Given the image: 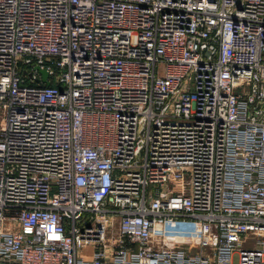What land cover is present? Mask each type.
I'll return each mask as SVG.
<instances>
[{
    "label": "built area",
    "instance_id": "built-area-1",
    "mask_svg": "<svg viewBox=\"0 0 264 264\" xmlns=\"http://www.w3.org/2000/svg\"><path fill=\"white\" fill-rule=\"evenodd\" d=\"M0 264H264V0H0Z\"/></svg>",
    "mask_w": 264,
    "mask_h": 264
},
{
    "label": "water",
    "instance_id": "water-1",
    "mask_svg": "<svg viewBox=\"0 0 264 264\" xmlns=\"http://www.w3.org/2000/svg\"><path fill=\"white\" fill-rule=\"evenodd\" d=\"M36 70H38L39 74L41 75V81L47 85L48 83L45 81L46 73L44 70H39L37 67H35Z\"/></svg>",
    "mask_w": 264,
    "mask_h": 264
},
{
    "label": "rangeland",
    "instance_id": "rangeland-1",
    "mask_svg": "<svg viewBox=\"0 0 264 264\" xmlns=\"http://www.w3.org/2000/svg\"><path fill=\"white\" fill-rule=\"evenodd\" d=\"M244 246H246V247H248V248H252V247L255 246V241H254V240H249V241L247 242V244L243 245V247H244Z\"/></svg>",
    "mask_w": 264,
    "mask_h": 264
},
{
    "label": "crops",
    "instance_id": "crops-1",
    "mask_svg": "<svg viewBox=\"0 0 264 264\" xmlns=\"http://www.w3.org/2000/svg\"><path fill=\"white\" fill-rule=\"evenodd\" d=\"M115 222H116V220H115Z\"/></svg>",
    "mask_w": 264,
    "mask_h": 264
}]
</instances>
